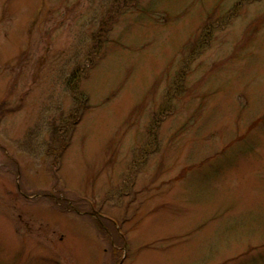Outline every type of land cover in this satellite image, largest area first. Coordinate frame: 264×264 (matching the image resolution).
Returning a JSON list of instances; mask_svg holds the SVG:
<instances>
[{
	"label": "rangeland",
	"instance_id": "rangeland-1",
	"mask_svg": "<svg viewBox=\"0 0 264 264\" xmlns=\"http://www.w3.org/2000/svg\"><path fill=\"white\" fill-rule=\"evenodd\" d=\"M0 264H264V0H0Z\"/></svg>",
	"mask_w": 264,
	"mask_h": 264
},
{
	"label": "trees",
	"instance_id": "trees-1",
	"mask_svg": "<svg viewBox=\"0 0 264 264\" xmlns=\"http://www.w3.org/2000/svg\"><path fill=\"white\" fill-rule=\"evenodd\" d=\"M59 140V137L57 138V141ZM61 141V143L63 144V140H59V142ZM63 145H61V147L56 151V154H58L60 151L62 152L63 151ZM60 152V153H61Z\"/></svg>",
	"mask_w": 264,
	"mask_h": 264
}]
</instances>
